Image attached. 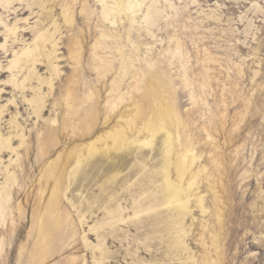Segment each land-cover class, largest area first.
Segmentation results:
<instances>
[{
  "label": "rangeland",
  "instance_id": "obj_1",
  "mask_svg": "<svg viewBox=\"0 0 264 264\" xmlns=\"http://www.w3.org/2000/svg\"><path fill=\"white\" fill-rule=\"evenodd\" d=\"M100 1L13 0L9 6L0 4V110L3 113L0 116V138H10L13 148L20 155L18 160L16 153L0 148V184L5 181L8 171H15L17 182L8 205L15 208L21 200L26 208L17 228H14L12 239L7 243L8 253L1 258L0 264H35L36 261V264H69L73 256L80 257L75 264H202L206 255L216 258L210 238L211 233L219 232L213 188L223 193L218 186L220 173H223L224 177L221 178L227 193L223 198L227 209L223 213L222 230L223 239H227L221 243L228 251L225 264H264V0H144L140 9L114 13L110 15L112 19L109 17L106 20L102 16L103 3L116 12L118 0ZM68 3L73 7L72 26L66 25L63 20V9ZM169 3H173L175 8L169 9ZM84 5L86 12L82 13ZM157 11L159 14L153 23H145V15ZM131 19H134L133 24ZM6 26L16 27V33L7 32ZM103 31H107L111 39H101L100 33ZM38 32H46L57 43L56 47L46 44V52L55 53L52 63L41 57V62L34 67L28 65L25 69L10 72L8 67L15 52L32 46ZM172 35L182 41L181 51L188 57L184 65L166 52L169 46H173V43H168ZM97 38L104 40V45L95 49ZM120 44L124 46L122 55L117 51ZM71 47L79 50V63L73 57ZM207 51L222 65L215 61L204 63ZM99 57L112 62L105 75L97 71L98 66L102 65ZM124 59L133 62L131 73L142 71L138 88L132 87L134 80L131 75L125 76L120 70ZM149 61L152 62L151 68ZM54 67L60 71L57 75L53 72ZM207 68L209 71L206 72ZM29 72L32 78L24 88L15 87L9 82L16 77L20 85ZM185 72L187 82L183 79ZM154 75H160L162 85L171 92L163 94L160 89L157 98L165 97L176 105L187 129L186 132L185 128H181L179 140L191 142L201 155L192 170L197 172L206 167L195 187V191H198H194L196 195L191 197L194 202H191V213L184 220L186 235L182 250L166 252L169 249L167 246L171 245L169 237L173 234L165 231L161 237L152 238L156 227L149 222L139 225L134 221L118 228L113 226L116 218L107 215L108 208L119 205L125 208L128 215L133 208L144 203L142 193L145 190L159 196V189L155 188L157 185L141 187L137 183L129 192L127 181L129 174L134 172L136 175L132 182L140 180L137 168L142 165L149 170H155L160 165L164 134H158L152 146L142 148L139 143L147 134L138 137L129 130L131 140H140L131 150L112 153L110 158L96 157L85 164L71 183L64 184V188L69 190L60 211L70 210L73 221L61 227H54L50 222L46 234L52 236L49 244L53 257L45 262L36 253L33 257L37 240H40L38 210L44 209L54 185L53 180L46 183V178H39L59 162V155L67 156L74 148H82L120 124L126 127L122 115L135 114L139 104V126L147 121L157 108L152 103L153 98L148 96L152 99H147L143 89ZM150 76L152 79H149ZM50 79L51 89L47 84ZM114 81H117L118 92L111 93ZM66 88L71 90L69 105L64 100ZM88 93L93 95L86 99ZM119 93L124 101L118 110L111 111L107 101L117 99ZM192 94L196 96L195 101ZM39 95H42L45 108L38 115L31 101ZM248 100L252 102L244 122L246 127L234 133L238 137L230 142L232 119L238 112L245 111V101ZM70 106L75 110L70 112ZM224 112L226 114L223 115ZM225 117L227 123L223 129ZM204 126L212 128L210 132L214 141L208 138ZM172 130H175L174 127ZM22 133L24 144L21 146L19 136ZM39 145L43 146L44 151L47 150L44 158ZM217 155H222L227 171H217L213 162ZM10 159H13L12 165ZM72 167L70 165L69 170ZM112 171L121 172L120 181L106 195L100 185L106 179V174ZM171 177L175 180L173 174ZM41 189L45 192L40 197ZM196 197L204 199L208 213L202 214L196 208ZM36 200L40 203L38 206ZM164 214L167 216L169 212ZM114 227L116 231L112 233ZM202 235L206 245L202 244ZM84 239L88 240V245H84ZM22 245H25V249L23 255L19 256ZM147 246L149 248L145 249ZM101 249L108 252L106 261L101 259ZM190 255L194 257L192 260L188 259Z\"/></svg>",
  "mask_w": 264,
  "mask_h": 264
},
{
  "label": "bare ground",
  "instance_id": "obj_2",
  "mask_svg": "<svg viewBox=\"0 0 264 264\" xmlns=\"http://www.w3.org/2000/svg\"><path fill=\"white\" fill-rule=\"evenodd\" d=\"M76 1L77 0H74V2H76ZM100 2H103V0H101ZM12 3H13V0H0L1 5L3 4V5L9 6ZM142 3H144V0H143V2H139V0H118L116 3V7H115L116 12H114L112 7L109 8L107 5H104V3H103V5H102L103 6V12H102L103 19L105 18V20H106L109 17L111 18L110 15H113L114 13L120 14L122 12L140 9V7L142 6ZM172 8H175V5L173 3H169V9H172ZM72 9H73V7H71V4H69V3L67 5H65L64 9H63L64 10L63 11V20H64V23L68 26H72L74 23V14L72 12ZM85 9L86 8L84 5L81 12L82 13L86 12ZM157 12L147 13L144 17L145 23H147V24L153 23V19L155 17H158L159 11H157ZM117 17L114 19H117ZM131 23L132 24L134 23V19H131ZM6 28H7V32H9L11 34L16 33V27L8 28L6 26ZM196 29H198V28H196ZM45 33L38 32L36 34L37 36L35 37L36 39L34 40L32 46H26V47L22 48L20 51L15 52L13 58L10 60V63H9L8 70L10 72H13V70L18 69V68H24L25 69V67H27L28 65H29L28 67H34L36 63L39 64V62H41V60H40L41 57H42V59L44 57L49 62L54 60V58H55L54 54L55 53L49 54L46 52L45 49H47V47H46L47 43H50L52 45V47H56L57 43H54L52 37L45 34ZM100 34H101V39H106V38L111 39V37H112L107 33V31L106 32L103 31ZM113 37L115 38L116 36H113ZM99 38H97V41L94 45L95 49L104 45L102 43V41H104V40L101 41V39H99ZM181 42L182 41L179 37H177L175 35L169 36L168 43H169V45L171 43H173V46L172 45L169 46L167 48L166 52L168 54H170L172 59L177 58L180 61V63H182L184 65L185 63L188 62V57L183 55V53L181 51V46H182ZM121 45L122 44H120L119 48L117 47L118 48L117 51H119L120 54L122 55V51H123L124 46L123 45L121 46ZM79 47L81 48V46H79ZM73 48H75V47H73ZM73 48L71 47V53L75 55L73 57H75V59L79 63L78 57L80 56V52L78 49H73ZM207 52L208 53L205 54V59L203 60L204 63H206V62L210 63L212 61H215L216 63L221 64L220 60L215 58L211 52H209V51H207ZM99 59H100V62L102 63V65H100V66L97 65L98 66L97 71L100 74L105 75V71L106 70L108 71L112 62L107 61L105 59H102V57H99ZM47 61L45 63H47ZM151 63H152L151 61L148 62V66L150 68L152 65ZM49 65H50V63H49ZM95 67H96V65H95ZM132 67H133V62L130 61V59L129 60L124 59V62L122 63L120 70L125 74V76L131 75V78L134 80V84L132 87L138 88V86H140L138 84L139 83L141 84V81H142L141 80V78H142L141 72L142 71L137 70V71L131 73ZM52 69L56 75L60 72L58 67H54ZM207 71H209V68L206 69V72ZM30 72H29V75L24 78V80L22 81V83L20 85H18V82L16 81V77H14L9 82L11 84H13L15 87L21 86L24 88L25 83L26 82L29 83V80H31V78H32V75L30 74ZM32 72H34V71H32ZM152 73H154V72H152ZM32 74H34V73H32ZM150 78H151V76L149 77V79ZM183 79L185 82H187V73L186 72L183 75ZM39 80H40V78H39ZM41 83H42V81H41ZM47 84L49 85V87L51 89L52 88V80L51 79L48 80ZM117 86H118L117 81H114L113 87L111 89V93L118 92ZM139 88H141V87H139ZM160 89L163 90V92H164L163 94H166L167 92H169V90H166V87L164 85H162V78L160 77V75H156V76L154 75L153 80L147 83V87L145 90L143 89V91H146L147 99H150V98H148V96H151L153 98L152 103H154V105L156 106L155 108H157V111L152 108L156 112L153 111L154 113L147 119V121H145V122L142 121L143 123H141V126H139V124H138V119L140 118L139 114H141V109H139V107H140V104H139V107H137V108L134 107V109L136 108L135 114H133L131 116L127 114L128 116H126V117H123L124 115H122V114H124V113L120 114V115H122V118L126 120V124H125L126 127L121 126V124L120 125L117 124L118 126L112 128L110 131H107L106 133L100 135L95 141L84 145L85 146V147L83 146L84 148L83 147L82 148L76 147L67 156H65L63 154L59 155L58 156L59 162H56V164L54 166H52L51 169L48 170L46 175H43V176H41V178H39V180H42V178H46V180H45L46 183H48L50 180H53L54 185L50 191V195H49L50 197H49L47 204L45 205L44 209L42 211H40L42 208H40V210H38L40 213H39L38 218H37V223H38L37 227H38V232H39L38 234H39L40 240L39 241L37 240V243H38L36 246L37 250L35 249L36 252L34 251L33 257H34V254L36 253L37 257L42 258L41 259V260H43L42 262H45V261L51 259L53 257V254L50 251V244H49V238H50L51 234L50 233L46 234V230L49 228V225L51 226V224L54 227H61L63 224H67L70 221H73L70 219L71 218L70 210L68 211L67 209H65L63 211H60L62 203H63V198H65V195H66V192L68 189V188H64V184L67 182L71 183L75 179L76 175L80 172V170L82 168H84L85 164L90 162L91 160H94L96 157L101 155V156H106V157L110 158L111 157L110 155L112 153H118L120 151L131 150V148L134 145H136V143H138L140 140H137L134 138L131 140L128 137V133L130 131L133 133H136L137 134L136 136H138V137L140 135L144 136L145 134H147V136L145 138H143L142 142L139 143L142 148L152 146L154 139H157L155 137L160 133L164 134V139L162 141V143H163L162 156L163 157H162V161H161L160 165L155 170H149V169H147V167L145 165H142L139 168H137V175L139 177L141 175L140 180L135 179L136 182L135 181L132 182L133 179L135 178V175H136V172H134V174H129L130 179L128 178V181H127L129 192L132 191V189H131L132 186H136L137 183H139V185L141 187H146L149 184H152V185H157L155 188L159 189V191H158L159 196H154V194L152 192L149 193L148 191H146L144 189L145 191L143 190L144 192L142 193V198H143L142 201H144V203L133 208L132 212L127 213L128 215L125 214V208L121 207L122 205H119V207H115V208H113L110 205L111 207L109 206L110 208H108L106 210L107 215L110 217L113 216L116 218L115 221H113V220L112 221L114 222L113 226H115V227L117 226L118 228L121 227V225H129L130 223H133L134 221L138 222L139 225H142L143 223H145V221L149 222L156 227V228L154 227L155 231L153 232L152 238H155L158 236L161 237L162 233L165 231H168L171 234H173V236L169 237L170 239L168 241L171 245L167 246V247H169V249L166 252H170V253L172 252L173 253V252H179L182 250L183 241H184V238L186 235V230L184 227V220H186V217L189 216V214L191 213V209H192L191 208V202L194 203L191 200V197L196 195V194H194L195 187L198 186V184H199L198 179H200L199 177H200L201 173L205 172L206 167H204V169L203 168H201L199 170L197 169L198 170L197 172L192 170L194 165L196 166V162L201 158V155H199L197 153V151L194 148V145H192L191 142L183 143L181 140H179L181 138V135H180L181 128H185V125L182 121V118L180 117V114L176 110L177 108H175L176 105L174 106V104L165 97L162 99H159L160 97L157 98L156 95L160 92ZM169 89H170V87H169ZM141 90L139 89L138 91H141ZM127 93L128 92H126V94ZM170 93L171 92H169V94ZM92 95H93V93L89 94V96L86 97V99L91 97ZM41 96L39 95V97H37L31 101L32 104H35L34 112L37 113L38 115L45 108L43 98ZM117 96H118L117 99H110L109 101H107L111 105V111H113L116 108L118 110L119 106L122 105L121 102L124 101L123 97L120 93ZM166 97H168V96H166ZM145 98H146V96H145ZM70 99H71V90L68 88L66 90V94L64 95V100L67 102V105H69ZM192 100L193 101L196 100V96H194L193 94H192ZM251 102L249 100L245 101V105H244L245 111L238 112L235 115V117L232 119L233 124H232V127H230L231 129H230V136H229L230 142H233L238 137L236 135L234 136V133L241 132L242 130L245 129L246 123H244V122H245L247 116L249 115L248 110L250 108ZM243 103H244V101H243ZM67 107L68 106H66V108ZM70 108H71V106H70ZM72 108L69 110L70 112H71ZM90 109H92V108H90ZM73 110H75V108ZM70 112H68V113H70ZM118 112H120V111H118ZM90 113H91V111H90ZM94 113H96V112H94ZM2 114L3 113L0 110V116ZM224 114H226V112H224L223 115ZM77 116L78 115L76 114V117ZM88 118L89 117H87L86 120ZM119 119H120V117H119ZM223 119H224V121H223V125H222L223 127L222 128L224 129L225 124L227 123V117H225ZM84 120L85 119H83V121ZM105 120H107V118ZM117 123H119V122H117ZM79 127H80V125H79ZM172 127H174L175 130H172ZM210 129H212V128H209L208 126H204V128H203V130H205L207 132L206 134H207L208 138H211L214 141V136H213L212 131L210 132ZM186 130L187 129L185 128V131ZM87 131H85V132L83 131V132L86 133ZM89 133H90V131H89ZM19 137L21 139V146H22L24 144L23 133ZM84 137H85V135H84ZM215 140H216V138H215ZM12 142L13 141L10 138L9 139H1L0 138V148L2 151L9 150V151H11V153H16L18 160H19L20 155H19L18 151L15 148H13ZM192 143H193V141H192ZM39 147L41 148L40 150H42V157L44 158L47 150L44 151V149L42 148L43 147L42 145H39ZM95 161H97V159ZM12 162H13V159H10V165H12ZM50 162L53 163L52 161H50ZM213 162L215 163V166L217 167L218 172H220L221 169H223V171H227L225 166H224V159H223L222 155L221 156L217 155V157L213 160ZM231 162H233V160H231ZM70 165H71V167L73 165V167H72V169L69 170ZM152 168H154V167H152ZM122 173H123V171H122ZM171 174H173L175 176V180L172 179ZM220 174H222L221 176L224 177L223 173H220ZM120 175H121L120 171H112V172H109L108 174H106V179L100 185L101 190L104 194L108 195L109 191L114 190L115 183L118 181V178L120 177ZM221 176H220V179H218V181H219L218 186H220L219 188H221L223 190L222 191L223 193L221 194V192L219 191L218 188L216 190H215V188H213V190H214L213 192L215 194V201L213 204H214V207L216 209V215L215 216H216L217 223L219 225V232L218 233H211L210 240H211V246L214 247L216 258H210L209 255H206L205 257L203 256L204 259H202V264H210L211 262H214L215 264H225V262L228 258V251L224 248V245L221 244L225 239H227V238L223 239V237H222V230H223V224H224L223 213H225V210L227 209V207L225 206L224 199H223L224 193H226V187L223 184V178H221ZM208 180H209V178H208ZM16 182H17L16 173H15V171L11 170V171H8L7 174L5 175V181L0 184V227L2 229V231H0V263H2L1 258L4 256V254L8 253L7 252L8 251L7 243L10 242V239H12V237H13L12 235L14 234V228H17L18 221L21 219V215L26 210V208H25L24 204L21 202V200H20V202H18V204L15 208L13 206L9 207V205H8L9 202L11 201L13 187L15 186ZM37 187H40V185H37ZM43 189H44V187H43ZM43 189L40 190V197L45 192ZM45 190H47V189H45ZM197 191L198 190H196L195 192H197ZM226 195H227V193H226ZM45 196H48V195H45ZM35 199H37V198H35ZM203 202H204V199L202 197L197 198L196 208L197 209L199 208V210L201 211L202 214H206V213H208V210H207L208 208H206L204 206L205 202L204 203ZM36 203H37V200H36ZM38 204H40V203L38 202L37 206H38ZM166 212L167 213L169 212V215L166 216L164 214ZM82 221H83V219L80 220V222H82ZM50 222H51V224H50ZM115 227L112 228L113 229L112 233H114L116 231ZM47 232H48V230H47ZM19 233H21V232H19ZM148 233H149L148 235H150V232H148ZM148 235H147V238L148 237L151 238V236H148ZM29 238H30V236H29ZM113 238H115L114 234H113ZM201 241H202L203 245H206L205 237L203 235L201 236ZM53 242H54V240H53ZM87 243H88V240L84 239V245H88ZM167 245H168V242H167ZM148 248H149V246H147V248H145V249H148ZM24 249H25V245H22L20 247L19 256L23 255ZM52 250L54 251V249H52ZM100 253H101V259L103 261H106L108 259V252L106 253L104 250L101 249ZM207 253L210 254V252H207ZM167 254L168 253H166V255ZM35 258H36V256H35ZM193 258L194 257H191V255H190V257H188V259H190V260H192ZM79 259H80V257L73 256L69 260V264H75ZM83 261H84V259H83ZM195 261H197V260H195ZM36 262H35V264H36ZM100 264H103V263H100ZM193 264H196V263L193 262Z\"/></svg>",
  "mask_w": 264,
  "mask_h": 264
}]
</instances>
